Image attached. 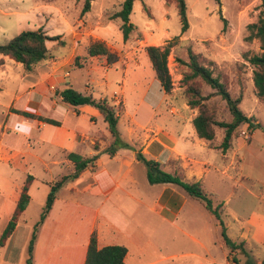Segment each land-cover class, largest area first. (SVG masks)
I'll return each instance as SVG.
<instances>
[{
    "label": "rangeland",
    "instance_id": "rangeland-1",
    "mask_svg": "<svg viewBox=\"0 0 264 264\" xmlns=\"http://www.w3.org/2000/svg\"><path fill=\"white\" fill-rule=\"evenodd\" d=\"M123 1L91 0L90 11L82 13L84 0H0V44L23 30L43 28L50 36L59 35L58 39L47 41L51 53L47 59L57 54L55 60L67 61L68 40L75 39L81 47L86 48L96 39L104 40L112 51L119 54V63L108 64L103 56H96L90 61L104 66L116 65L110 70L106 87L107 94L111 96L118 90V78L123 67L128 64L149 65L146 48L150 45L166 46L171 42L168 67L173 88L166 93L165 102L170 105L171 112L185 111L194 118L198 108L188 105L185 93L188 86L185 75L190 72L185 62L189 61L188 51L191 48L200 54L205 63L212 61L215 74H220L234 96L242 97L241 109L264 125V99L255 94L253 67L248 61L250 55L261 52L259 40L250 38L249 25L258 21L262 0H186L189 28L185 32L181 31L177 0H135L130 15L135 28L127 41L123 39L122 20L111 18L121 10ZM47 59L27 71L21 63L0 54V159L9 152L8 146L2 142L4 134L15 130L8 126V120L15 123V117L8 119L7 112L16 109V92L36 87L35 76ZM88 59H91L88 51L82 52L73 58V65L85 64ZM64 66L65 72H68V61ZM84 74L78 69L73 71L78 87H84ZM195 80L204 95L213 91L200 78ZM133 91L131 86L126 91L129 108L140 99ZM114 99L118 101L116 108L122 112V95L115 93ZM207 103L216 109L218 119L231 120L226 102L219 96L212 97ZM124 121L126 116L122 113L119 122L122 131ZM224 132L223 128L216 127L215 141L212 144L206 141L210 150L202 154L220 170H213L200 183L206 191L214 194L215 205L221 203L220 209L229 236L236 242L245 241L249 255L246 256L241 250L235 251L234 255L242 264L247 259L257 262L264 254L263 248L253 243L256 242L255 236L259 239L263 237L264 130L250 131L246 124L239 126L232 147L226 153H221L220 149L214 147L221 142ZM6 141L13 145L20 143L13 134L6 136ZM35 153L27 162L28 171L0 162V185L5 193L24 184L28 173L39 177L32 188L34 199L29 211L20 219V226L12 235L11 242L5 249L0 247V264H25L33 224L40 217L47 199L46 186L41 179L52 181L64 170L62 165L51 162L50 155L44 153L42 158L37 151ZM64 167V174L74 170V165ZM136 172L139 178L148 181L147 168L143 163L136 167ZM190 198L192 201L185 207L183 219L180 218L176 224L164 225L155 215H145L143 212L124 220L140 229L145 241L158 245L156 249L146 251L140 264H167L158 261L166 252L187 251L197 252L201 257L179 256L175 259L177 262L171 264H198L200 260L204 264H227L230 249L223 243L218 222L199 200ZM6 219V216L0 217V229L7 224ZM201 233L209 244L207 251L200 250L195 243L194 238L201 237Z\"/></svg>",
    "mask_w": 264,
    "mask_h": 264
},
{
    "label": "crops",
    "instance_id": "crops-1",
    "mask_svg": "<svg viewBox=\"0 0 264 264\" xmlns=\"http://www.w3.org/2000/svg\"><path fill=\"white\" fill-rule=\"evenodd\" d=\"M87 51L88 47H81L77 40H68V55H65L68 56V72H65L64 66L67 61L55 60L57 54L54 58L47 59L35 76L36 87L29 91H17L16 109L7 112L8 119L15 117V123L8 120V126L15 130L4 134L2 142L8 146L9 152L7 156L1 157V163L28 171L27 162L37 151L42 158L44 153L50 155L51 162L62 165L65 170V165L67 168L74 165L67 158L68 152H76L85 157L99 153L94 166L58 190L51 210L39 227L33 264H85L89 240L94 232L97 234L99 248L123 244L128 248L125 264H140V259L146 251L156 249L158 245L145 241L142 231L124 220L143 212L145 215H155L164 225L176 224L180 218L183 219L184 209L192 201L179 185L151 184L148 177L147 182L139 178L136 167L140 161L135 149L120 148L113 155L106 152L114 141V136L110 133L104 116L93 105L75 106L66 103L60 95V90L65 87L70 85L77 91L92 94L97 99L106 98L109 104L115 107L118 105V101L114 99L115 93H120L124 106L121 114L126 116L124 131L119 127L121 115L118 121L121 137L137 150L140 149L146 157L160 161L163 167L169 160L178 159L186 169L187 177L201 182L213 170H220L208 158L202 156L210 148L206 140L196 134L193 118L185 111L176 114L171 112L170 105L165 102L167 92L157 77L148 53L149 65L128 64L123 67L118 78V90L110 96L106 88L109 73L119 62H115L114 67L104 66L91 62L96 56H90L91 59L86 60L85 64L73 65V58ZM76 69L85 73L84 87H78L74 82L76 78L73 77V71ZM130 86L140 97L132 108L128 107L126 98V91ZM17 111L51 118L59 124L46 122L38 117H28ZM10 134L16 135L20 143L13 145L7 142L6 136ZM64 170L58 177L65 175ZM29 174L31 173L27 176ZM31 175L34 176L30 186L31 200L23 215L29 211L34 199L32 188L39 179L38 176ZM57 178L52 181L41 179L46 186V197L50 191V183H55ZM22 186L23 184L15 189H8L5 193L0 185V217L6 216L5 223H8L15 211ZM39 219L40 217L33 226ZM19 223L13 236L20 226ZM6 225L0 229V235ZM13 236L8 239L7 244ZM262 236L260 239L255 236L256 242L253 243L260 249L263 248L264 253V224ZM205 238L202 233L201 237L194 238L197 247L203 251L209 249ZM6 246L2 248L5 249ZM179 256L201 257L192 251L166 252L158 261L176 263L175 259ZM263 257L264 254L254 262L261 264ZM227 259V264H235L230 254ZM197 263L204 264L202 260Z\"/></svg>",
    "mask_w": 264,
    "mask_h": 264
},
{
    "label": "trees",
    "instance_id": "trees-1",
    "mask_svg": "<svg viewBox=\"0 0 264 264\" xmlns=\"http://www.w3.org/2000/svg\"><path fill=\"white\" fill-rule=\"evenodd\" d=\"M135 0H124L122 8L111 18H120L122 20L121 30L124 40H128L131 31L135 26L131 22L130 15L133 11ZM187 1L177 0L179 16L181 19V31L185 32L189 28V19L187 14ZM261 10L258 21L251 23L249 29L251 31L250 38H257L260 42L261 52L254 53L248 57L249 64L253 67V81L255 86V94L258 98L264 99V0H262ZM91 9V0H84L82 13H86ZM59 36H49L41 28L35 30H23L4 44H0V54L7 55L12 60L21 63L27 71H31L36 65L47 59L49 56V48L47 41L50 39H58ZM172 44L168 43L166 46H148L147 53L150 57V62L154 67L157 77L162 82L167 93H170L173 88V82L168 67V57L170 55ZM189 61L185 62L190 72L185 75V80L188 83L186 88L187 103L191 108H198V113L192 120L196 134L199 138L204 139L211 144L217 137L216 127L225 130L221 142L215 146V149H220L221 153H226L233 144L234 137L241 125H247L250 131L257 129L264 130V125L257 121L254 116H248L240 107L242 102L241 96H234L228 88L226 82L223 81L220 74H215L214 68L211 67L212 61L205 63L199 53L194 52L191 48L188 51ZM89 56H103L107 59L108 64H113L119 60V54L112 51L111 48L102 40H94L88 46ZM200 78L205 84L213 89L207 95H204L198 82L195 80ZM1 89V87H0ZM60 95L63 100L71 105L90 104L97 107L102 115L104 121L108 123V129L114 136V141L106 149V152L113 155L120 148H132L136 151L137 159L142 162L147 168V177L151 184L170 183L179 185L190 197L199 200L208 212L217 219L220 226L221 237L223 243L230 249V256L235 264H241L239 258L234 253L241 250L246 256L249 251L245 247V241L236 242L233 240L227 230V226L222 217L221 203L215 205L213 193L206 191L200 183V180H189L186 176L185 168L178 159L169 160L164 167L160 161L146 157L140 149H136L130 143L125 141L118 129V121L121 115V110L109 104L108 100L97 99L92 94H85L77 91L72 86H67L60 90ZM214 96H219L226 102L227 109L231 115V120H220L217 118V111L209 103ZM28 117H38L41 120L53 124H59L58 121L51 118H43L39 115L32 114L25 111H17ZM67 158L74 164V170L71 173L63 175L55 183H50V191L47 195L46 203L42 209L39 221L34 225L31 239H29L28 256L25 264H33L34 248L38 236L39 227L43 224L49 211L51 210L54 201L57 197L58 190L63 187L68 181L75 180L89 167L94 166L99 157V153L91 157L82 156L76 152H68ZM169 166V169H168ZM167 167V168H166ZM34 176L29 174L22 186L19 199L14 209V213L8 221L5 229L0 235V247L6 246L8 239L14 233L21 216L26 210L31 200L30 186ZM97 234L94 232L89 240L87 250V257L85 264H125V257L128 252L127 246L123 244L107 245L102 248L98 247ZM244 264H258L254 261L247 260ZM264 264V257L261 261Z\"/></svg>",
    "mask_w": 264,
    "mask_h": 264
}]
</instances>
